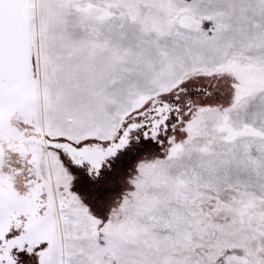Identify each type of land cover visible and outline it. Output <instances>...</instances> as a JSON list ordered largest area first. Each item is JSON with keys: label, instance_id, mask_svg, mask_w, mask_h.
Listing matches in <instances>:
<instances>
[{"label": "rangeland", "instance_id": "374dc122", "mask_svg": "<svg viewBox=\"0 0 264 264\" xmlns=\"http://www.w3.org/2000/svg\"><path fill=\"white\" fill-rule=\"evenodd\" d=\"M30 15L48 138L110 143L155 98L194 100L169 154L122 155L95 186L41 149L53 203L71 204L52 263L264 264V0H30Z\"/></svg>", "mask_w": 264, "mask_h": 264}, {"label": "flooded vegetation", "instance_id": "af4514ba", "mask_svg": "<svg viewBox=\"0 0 264 264\" xmlns=\"http://www.w3.org/2000/svg\"><path fill=\"white\" fill-rule=\"evenodd\" d=\"M193 103L184 87L173 95L155 98L126 120L120 134L110 143L74 144L77 151L83 153L81 155L71 154L63 147L45 145L48 137L43 138L37 126L13 118L11 123L16 132L0 137V264H53L58 239L70 228H66L61 220H54L58 214L69 211L71 204L67 196H61L56 204L53 203L41 163V149L49 148L62 154L70 166L83 170L95 186L104 176L102 171L110 169L122 155L124 158L147 145L150 147L147 153L154 154L156 152L151 149L157 148L169 154L179 143V134L189 131L185 117L191 114ZM122 137L121 143H125V147L102 160L98 155L100 150L115 146ZM97 219L98 237L106 244L109 238L105 229L109 220L102 216Z\"/></svg>", "mask_w": 264, "mask_h": 264}, {"label": "water", "instance_id": "95a60500", "mask_svg": "<svg viewBox=\"0 0 264 264\" xmlns=\"http://www.w3.org/2000/svg\"><path fill=\"white\" fill-rule=\"evenodd\" d=\"M30 20V0H0V137L16 132L11 123L13 118L32 124ZM122 141L123 137L115 146L109 145L97 154L102 160L116 155L126 145ZM44 144L53 148L63 147L71 154L79 153L72 142L46 138Z\"/></svg>", "mask_w": 264, "mask_h": 264}, {"label": "bare ground", "instance_id": "6f19581e", "mask_svg": "<svg viewBox=\"0 0 264 264\" xmlns=\"http://www.w3.org/2000/svg\"><path fill=\"white\" fill-rule=\"evenodd\" d=\"M201 222V221H200ZM64 243V242H63ZM65 249V248H64Z\"/></svg>", "mask_w": 264, "mask_h": 264}]
</instances>
